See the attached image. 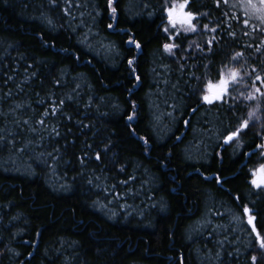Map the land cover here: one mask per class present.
Instances as JSON below:
<instances>
[{"label":"trees","instance_id":"16d2710c","mask_svg":"<svg viewBox=\"0 0 264 264\" xmlns=\"http://www.w3.org/2000/svg\"><path fill=\"white\" fill-rule=\"evenodd\" d=\"M108 4L0 0V264H264L242 210L264 227L260 13L189 0L197 31L166 33L170 0ZM221 69L244 90L198 103Z\"/></svg>","mask_w":264,"mask_h":264},{"label":"snow or ice","instance_id":"6c2138e0","mask_svg":"<svg viewBox=\"0 0 264 264\" xmlns=\"http://www.w3.org/2000/svg\"><path fill=\"white\" fill-rule=\"evenodd\" d=\"M223 2L227 4L228 0H223ZM69 3H70V0H69ZM258 3L260 7H257V4L254 3L253 0H245V7L251 8L256 13H260L259 18L261 20H264V0H258ZM78 6L79 5H77V7ZM188 6H189V0H183V2L179 4H172L170 7L167 8L166 11H167L168 25L170 27L164 28V31L166 33L170 32V30L177 29V25L181 26V28L183 29L185 33L189 31L190 32L197 31L196 25L193 23V21L197 19V14L193 13V11L191 10H186L188 9ZM108 7L111 9L113 17H115L117 10L115 7H113V0H109ZM216 7H220V0H216ZM65 14H68L67 9H65ZM244 26L245 27L248 26L247 20L244 21ZM111 27L112 25L109 24V28ZM204 29L209 30L208 25H204ZM210 31L215 33L216 28H211ZM175 34L179 35V32H176ZM229 35L234 36V33H229ZM245 35H248V33L245 32ZM169 38H172V37H169ZM213 40H215V37H213ZM129 43L130 44L135 43V47L137 49L141 48V45L133 40H130ZM212 43H213L212 40H209L207 42L209 52H211ZM177 46L178 45L175 43H172V44L166 43L163 45V48L169 54H173V50ZM198 50L203 51V49H199V48ZM242 56H243L242 52H236L235 55L231 57V59L235 61L239 57H242ZM128 63L131 66L133 64V61L129 60ZM134 70L135 69H133V71ZM253 71H255V69H253ZM218 75H219V78L217 82L213 83L212 81H209L206 84L203 90L204 94L200 97V101H198V103L203 102L205 104L211 105L216 101H223L224 97L228 95L229 85L238 83L243 79L240 75V72L236 69H229L227 72L221 69ZM136 79L139 80V77L137 76ZM196 79L199 80L200 78L197 77ZM256 80L264 81V77L257 75ZM255 91L260 93L261 96H264V92H261L260 88H256ZM247 99L254 100L256 99V97L249 94ZM60 103L63 104V101H61ZM133 109H135V105H133ZM191 111L195 113L197 109L193 107ZM47 114L48 113L46 112L45 115ZM51 114L52 115L56 114L55 108L53 109ZM253 118L259 119L258 117H255V112H250L247 119L241 120L238 126L234 130L229 131L227 134H225L222 137L223 143L228 145L234 141L238 142L240 139L241 133L249 128V123L250 121L253 120ZM128 119L132 120L133 117L129 116ZM24 123L27 124V121H24ZM39 123L44 124V120L43 119L40 120ZM253 126L255 125L253 124ZM258 135H260L261 139L264 140V131L258 133ZM145 143H147V141H145ZM255 147L261 150L258 154L261 156H264V143L257 144ZM96 158L100 159L99 155H97ZM250 175H251L250 184L252 185V187L258 190L264 189V164H261L259 168L252 170ZM236 199L239 200V197H237ZM242 210H243V215L247 217L246 223L251 227V232L255 236V241L258 244L259 249L264 250V227H260L258 230V225L256 223L257 216L259 215V213L258 212L253 213L252 209L247 204L242 205ZM251 259H252L253 264H256L257 256L252 255Z\"/></svg>","mask_w":264,"mask_h":264},{"label":"rangeland","instance_id":"374dc122","mask_svg":"<svg viewBox=\"0 0 264 264\" xmlns=\"http://www.w3.org/2000/svg\"><path fill=\"white\" fill-rule=\"evenodd\" d=\"M181 2H183V0H170V6L172 5V4H179V3H181ZM179 25H177V27H178ZM168 27H170L169 25H168ZM171 31V30H170ZM169 33V32H168ZM171 39V41L173 40V37L172 38H170ZM170 44H172V43H170ZM174 51V50H173ZM233 86H232V88L234 89V90H236V92L237 93H240V92H242L244 89H243V87H241L240 88V86L237 84H232ZM230 88V87H229ZM258 109V110H257ZM250 112H255V117H258L259 119H256V118H253V120L252 121H250V123H252L253 121H261L260 120V109H259V106H256V104H253V107L251 108V111ZM249 123V124H250ZM264 143V142H263ZM257 168H259V167H257ZM256 168V169H257ZM255 170V169H254Z\"/></svg>","mask_w":264,"mask_h":264}]
</instances>
